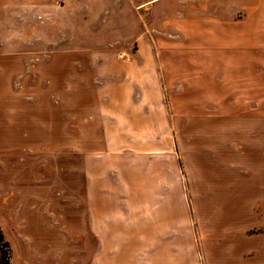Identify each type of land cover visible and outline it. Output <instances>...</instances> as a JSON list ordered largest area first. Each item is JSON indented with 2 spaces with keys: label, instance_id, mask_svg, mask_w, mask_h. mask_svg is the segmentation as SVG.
Returning a JSON list of instances; mask_svg holds the SVG:
<instances>
[{
  "label": "rangeland",
  "instance_id": "obj_1",
  "mask_svg": "<svg viewBox=\"0 0 264 264\" xmlns=\"http://www.w3.org/2000/svg\"><path fill=\"white\" fill-rule=\"evenodd\" d=\"M126 30L143 33L129 37ZM141 47L156 51L163 67L174 70L169 72L174 82L162 86V96L180 131L167 135L168 144L175 145L176 173H184L185 153L198 158L184 151V142L189 145L182 133L185 114H203L204 127L215 126L221 112L239 116L240 126L257 127L255 142L263 147L258 126L264 127L259 122L264 116V0H0V264H90L86 232L78 237L70 225L78 221L72 207L79 183V221H86L78 161L83 152L96 156L102 146L112 150L120 143L121 134L110 129L113 121L100 110L99 100L111 77L109 57L120 61ZM216 52L225 62L250 64L251 70H235L234 79L225 80L227 101L193 95L196 87L195 101L184 104L178 68L192 61L200 75L199 65L214 61ZM167 73L161 71L162 84ZM217 137L222 136L202 135V143L211 148ZM190 141L193 147L200 144ZM231 150L225 151V174L232 171ZM158 154L154 159H164L168 169L171 163ZM205 155L200 157L207 165ZM263 157L261 151L251 154L247 172L257 179L264 173ZM256 201L264 208V200ZM208 217L214 221L212 214ZM247 232L264 239V230Z\"/></svg>",
  "mask_w": 264,
  "mask_h": 264
},
{
  "label": "crops",
  "instance_id": "obj_2",
  "mask_svg": "<svg viewBox=\"0 0 264 264\" xmlns=\"http://www.w3.org/2000/svg\"><path fill=\"white\" fill-rule=\"evenodd\" d=\"M142 4L135 3L134 7ZM129 31H125L129 37L143 33ZM156 55V51L141 47L120 61L109 57L106 72L111 77L102 84L99 104L105 117L113 121L110 129L121 134V141L116 149L102 146V153L96 156L83 152L78 161L86 221H79V183L78 195L73 196L77 205L72 207L78 221L70 224L72 231L78 237L86 232L84 240L92 248L90 264H264V239L247 232L264 230V220L259 217L264 215V208L257 207L256 201L264 200V173L260 172L257 179L247 172L253 166L252 152L261 151L264 156V143L258 147L254 138L257 127L240 126L239 116L227 117L222 112L215 116V126L204 127L203 114H185L182 133L189 136V145L184 142V151H193L198 158L193 161L185 153L180 163L184 173H176L175 145L168 144V136L180 131L172 125L162 96V86L174 82V75L169 73L174 70L164 68ZM214 56L210 58L214 61L199 65L200 75L193 72L192 66H197L192 61L178 68L183 72L184 104L195 101L191 92L196 87L198 93L193 95L210 97L211 102L227 101L230 95L224 97L225 80L230 76L234 79L235 70H251L248 63L225 62L217 52ZM161 71L168 72L163 76L164 84ZM230 101L235 103L234 96ZM251 116L245 114V118ZM259 119L264 123V116ZM104 128L105 133L109 132L108 127ZM213 132L222 137H217V144L209 148L202 143V135ZM258 133L264 136V127L258 126ZM190 139L200 144L193 147ZM228 150L233 155L231 174L224 173L229 165L224 162ZM158 153L168 165L171 163L168 169L164 159H154ZM202 155L209 160L207 165Z\"/></svg>",
  "mask_w": 264,
  "mask_h": 264
}]
</instances>
